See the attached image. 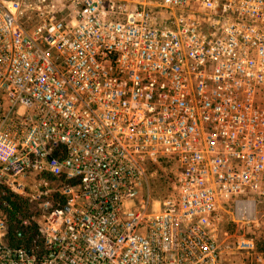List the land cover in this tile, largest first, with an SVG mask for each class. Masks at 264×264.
<instances>
[{
	"label": "built area",
	"instance_id": "1",
	"mask_svg": "<svg viewBox=\"0 0 264 264\" xmlns=\"http://www.w3.org/2000/svg\"><path fill=\"white\" fill-rule=\"evenodd\" d=\"M21 4L0 2V264H222L223 213L264 205V0H66L31 27Z\"/></svg>",
	"mask_w": 264,
	"mask_h": 264
},
{
	"label": "rangeland",
	"instance_id": "2",
	"mask_svg": "<svg viewBox=\"0 0 264 264\" xmlns=\"http://www.w3.org/2000/svg\"><path fill=\"white\" fill-rule=\"evenodd\" d=\"M11 0H0L1 3H8ZM56 5L58 10L66 8V0H22V15L20 22L25 27H31L36 23V8L45 5ZM66 6V7H64ZM64 9L61 13H65ZM161 171H156L154 179L148 182L151 198L156 200L165 199L175 193L174 177L171 173L172 166H163ZM155 185V188L152 186ZM155 192H154V191ZM255 217L250 223L233 224L227 213H223V229L227 232L225 238L222 264H264V205L256 206ZM252 242V250L238 249L237 242Z\"/></svg>",
	"mask_w": 264,
	"mask_h": 264
},
{
	"label": "trees",
	"instance_id": "3",
	"mask_svg": "<svg viewBox=\"0 0 264 264\" xmlns=\"http://www.w3.org/2000/svg\"><path fill=\"white\" fill-rule=\"evenodd\" d=\"M163 166H165V165H161V166H159V165H157V164H150V166H148V172L161 171L160 169H161V167H163ZM152 179H154V178H152ZM155 185H156V184L154 183L152 186L155 188ZM153 191H154V190H153ZM154 192H155V191H154ZM7 200L9 201V204L11 205V207H13V210H14V211L21 209V208H20V206H21V203H20V202H18V201H14V202L10 201V196L7 197ZM233 224H234V223H233Z\"/></svg>",
	"mask_w": 264,
	"mask_h": 264
},
{
	"label": "bare ground",
	"instance_id": "4",
	"mask_svg": "<svg viewBox=\"0 0 264 264\" xmlns=\"http://www.w3.org/2000/svg\"><path fill=\"white\" fill-rule=\"evenodd\" d=\"M251 216H252V212H251V214H250Z\"/></svg>",
	"mask_w": 264,
	"mask_h": 264
}]
</instances>
